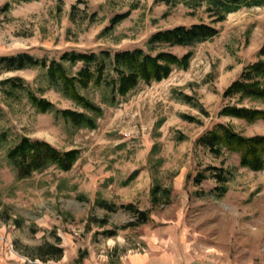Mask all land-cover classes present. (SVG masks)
<instances>
[{"label":"rangeland","instance_id":"obj_1","mask_svg":"<svg viewBox=\"0 0 264 264\" xmlns=\"http://www.w3.org/2000/svg\"><path fill=\"white\" fill-rule=\"evenodd\" d=\"M5 2L10 0H0V6ZM127 10L126 18L106 30L114 15ZM211 21L204 6L167 7L157 0L10 2L8 12L0 15V56L26 52L57 60L63 52L146 51L147 39L157 31ZM213 26L217 35L192 47L149 46L151 54L164 51L180 57L191 51L192 56L186 69L173 68L158 83H139L113 107L103 102L101 89H78L102 110L99 116L50 87L44 69L0 71V81L18 77L54 107L41 114L23 96L14 101L0 93V133L7 136L0 149V264H74L78 250L87 252L80 264H264V168L248 171L238 166L236 154L214 157L196 145L215 123L227 124L244 137L264 136V121L246 123L217 115L225 105L264 110V100L221 96L243 67L260 58L264 7L241 8ZM63 66L74 76L83 65ZM181 94L199 104L206 116L182 102ZM64 109L93 118L95 129L77 128L54 112ZM21 136L44 141L60 152L78 150L79 156L68 172L50 166L18 179L4 154ZM206 167L231 174L221 198L210 193L213 180L198 186L191 182ZM134 170L135 178L121 186ZM153 183L171 188L168 206H150ZM96 196L146 210L149 221L117 230L108 239L95 234L103 228L89 224L86 230L89 215L105 218V229L131 220L126 212L93 207ZM13 219L20 220L19 228ZM53 235L63 249L59 261L42 263L23 255L24 247L51 242Z\"/></svg>","mask_w":264,"mask_h":264},{"label":"trees","instance_id":"obj_2","mask_svg":"<svg viewBox=\"0 0 264 264\" xmlns=\"http://www.w3.org/2000/svg\"><path fill=\"white\" fill-rule=\"evenodd\" d=\"M36 0H10L12 3L31 2ZM10 2L0 6V15L8 12ZM167 7L181 4L194 10L204 6V11L212 18L210 24L196 23L189 26H176L170 29L157 31L150 35L146 41L147 50L133 48L130 50L109 51L101 50L98 53H74L63 52L57 60L35 58L26 52L12 55L0 56V71L15 72L25 69H44L47 84L57 89L61 95L70 100L76 106L85 111L99 116L102 110L90 100L80 95L78 89H86L89 86L99 88L103 91V102L107 107L115 106L119 100H123L139 83L149 85L158 83L168 77L173 68L186 69L192 52L188 51L180 57L169 52L158 51L151 54V45L192 47L194 45L211 40L217 35V29L213 26L224 20L227 14L233 13L241 8L264 7V0H157ZM130 10L116 14L109 20L106 30H111L117 23L127 17ZM255 62L242 68L237 79L231 82L222 92L223 98L237 97L249 100H264V42L258 49ZM76 63L82 64L74 76H69L63 66ZM0 93L5 99L17 101L24 97L36 110L44 114L53 111V105L46 99L36 96L32 90L18 77H9L0 81ZM179 99L199 110L201 114L206 113L201 106L192 98L181 94ZM62 120L71 123L77 128L95 129L93 118L81 112L71 110L54 111ZM220 117H227L254 123L264 121V110L239 107L236 105H225L218 112ZM189 122H196L190 117H183ZM159 120L155 127L160 126ZM7 143V136L0 133V149ZM196 145L208 151L214 157H219L223 152L236 154L238 166L251 172H259L264 168V136L244 137L235 132L229 125L215 123L211 128L204 131L197 139ZM153 152V151H152ZM79 156V151L72 149L60 152L48 143L41 140H32L21 136L6 149L4 158L8 165L15 171L18 179L29 178L33 173H38L47 167L53 166L61 172H68ZM205 172H208L205 174ZM138 170L131 172L121 183L126 186L135 178ZM213 180L215 186L210 193L216 198H221L226 192V183L231 179L229 171L222 168L206 167L203 172H196L191 182L198 186L202 181ZM149 203L152 207H165L171 203V188L162 187L153 183L148 191ZM81 200V199H80ZM84 201H87L84 198ZM106 213L122 211L129 214L131 220L119 227L105 229L107 221L105 218H96L89 215L86 221V230L89 224L97 228H103L99 233L103 238L116 236L117 230L134 229L149 221V212L141 211L132 204L115 205L96 196L92 203ZM20 220L13 219L12 224L20 227ZM35 233L33 228L30 229ZM63 249L59 246V238L52 236V241H44L34 247H24L23 255L30 260H38L42 263L48 261H59ZM86 250H78L74 264H80L86 257Z\"/></svg>","mask_w":264,"mask_h":264}]
</instances>
